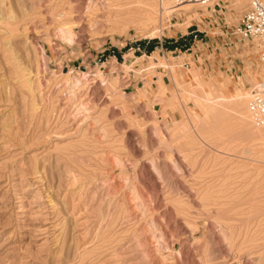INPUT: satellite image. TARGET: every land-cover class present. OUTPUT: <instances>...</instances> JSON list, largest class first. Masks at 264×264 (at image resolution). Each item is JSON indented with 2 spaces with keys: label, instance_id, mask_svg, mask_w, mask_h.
Wrapping results in <instances>:
<instances>
[{
  "label": "rangeland",
  "instance_id": "374dc122",
  "mask_svg": "<svg viewBox=\"0 0 264 264\" xmlns=\"http://www.w3.org/2000/svg\"><path fill=\"white\" fill-rule=\"evenodd\" d=\"M181 2L0 0V264H264L247 1ZM161 35L182 47L128 51Z\"/></svg>",
  "mask_w": 264,
  "mask_h": 264
},
{
  "label": "built area",
  "instance_id": "2783aa9c",
  "mask_svg": "<svg viewBox=\"0 0 264 264\" xmlns=\"http://www.w3.org/2000/svg\"><path fill=\"white\" fill-rule=\"evenodd\" d=\"M201 6H209L221 0H192ZM247 9L239 23L232 29L235 37L258 43L260 60L264 64V0H246ZM215 5V4H214ZM248 110L257 126L264 127V80L251 88Z\"/></svg>",
  "mask_w": 264,
  "mask_h": 264
},
{
  "label": "crops",
  "instance_id": "0c3cea01",
  "mask_svg": "<svg viewBox=\"0 0 264 264\" xmlns=\"http://www.w3.org/2000/svg\"><path fill=\"white\" fill-rule=\"evenodd\" d=\"M217 7L220 8L219 10H220V12H222L223 8L219 6V3H217L214 5V10L212 12L213 14H216V8ZM229 15L234 16L233 13H230ZM162 36L163 35H161L160 37H154L153 39H150L148 41H140L139 43L134 44L132 48L128 49V51L132 50L133 54L136 51L143 52L142 56L147 55V54H152V53L153 54L154 53L159 54L162 51H167L168 53L172 54V53H174L175 50H177V47H182V46H180V44L184 40L183 41H177L176 37H174L173 35H168V36H163V37ZM142 56H140V57H142ZM113 58L115 59L116 62L118 61L116 55H113ZM232 69H233V71L235 70L234 65H232L231 69H228L230 73H232L231 72ZM259 71H260V68H257V67H256L254 72L249 71V70L243 71L244 72L243 74L234 77L235 82H233L232 79H230L231 85H232L231 87L227 86L228 82H225V81H227L226 78H219L218 77L219 78L218 80L223 83V85L228 89V91L230 93L233 94V92L235 91V87H239L240 85H243V84L246 85L248 79H250V81H253L255 79V77H257L258 73H261V71L260 72ZM233 75L234 74H231V76H233ZM161 81L165 82L164 77L161 79ZM197 86H198V84H197ZM225 91L228 92L227 90H225ZM225 91H220V92H225Z\"/></svg>",
  "mask_w": 264,
  "mask_h": 264
},
{
  "label": "bare ground",
  "instance_id": "6f19581e",
  "mask_svg": "<svg viewBox=\"0 0 264 264\" xmlns=\"http://www.w3.org/2000/svg\"><path fill=\"white\" fill-rule=\"evenodd\" d=\"M169 1V0H168ZM185 2V4H183V6L181 5V8H183V7H186V6H189V5H194V4H196V3H192V0H182V2L181 3H184ZM180 3V4H181ZM172 5V4H171ZM170 5V6H171ZM196 5H198L199 6V4H196ZM169 6V5H168ZM173 6H174V4H173ZM162 7H163V5H162ZM179 7V6H178ZM181 8H179V9H181ZM173 9V8H172ZM178 9V8H177ZM176 9V10H177ZM160 10H162L161 12H163V11H165V10H167V11H169L168 10V7H167V5H165V7H164V9L162 8V9H160ZM176 10H171V11H176ZM152 11V10H151ZM164 13V12H163ZM165 13H167V12H165ZM155 33H153V34H151L150 36H153ZM200 89H203V85L202 84H200V87H199ZM199 89V90H200ZM204 91V90H203ZM163 93H164V91H162ZM221 94V93H220ZM219 94V92H216V91H213L212 92V95H209V94H205V99H207L209 102H211V107H209V109H208V107H206L207 108V110H205V118H204V125L205 126H209V127H211L212 126V124L214 123L213 122V120H215V119H222L223 117H225L226 115H228V108H225V105H222L221 103L222 102H225L226 100V98L225 97H222L223 96V94L222 95H220ZM188 95L190 96V97H193V96H196L197 95V93L196 92H192L191 91V93H188ZM199 96V95H198ZM215 98V99H214ZM225 98V99H224ZM246 98V97H245ZM244 98V99H245ZM243 95L241 94V92H240V95H239V97H238V99H236V100H238V104H236L234 107H235V110L237 111H241L240 112V114L241 115H243V116H245L244 114L246 113V107H245V102H243ZM176 100V99H175ZM174 100V101H175ZM232 101H235V100H232ZM242 101V102H241ZM245 101V100H244ZM170 102V101H169ZM219 102H221L220 104H219ZM229 102H231V101H229ZM171 103V102H170ZM226 103V102H225ZM233 110V109H232ZM239 113V112H238ZM246 115H248V114H246ZM249 120V119H248ZM203 124V123H202ZM213 127V126H212ZM196 129V128H195ZM198 130V129H197ZM201 138V137H200ZM122 187V186H121ZM123 191V190H122Z\"/></svg>",
  "mask_w": 264,
  "mask_h": 264
}]
</instances>
